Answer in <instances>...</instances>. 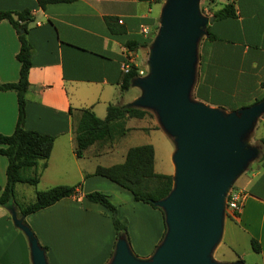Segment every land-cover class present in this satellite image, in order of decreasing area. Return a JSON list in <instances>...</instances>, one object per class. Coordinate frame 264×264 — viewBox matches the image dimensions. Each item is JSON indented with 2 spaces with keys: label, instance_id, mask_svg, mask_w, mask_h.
I'll use <instances>...</instances> for the list:
<instances>
[{
  "label": "crops",
  "instance_id": "crops-1",
  "mask_svg": "<svg viewBox=\"0 0 264 264\" xmlns=\"http://www.w3.org/2000/svg\"><path fill=\"white\" fill-rule=\"evenodd\" d=\"M159 5L158 0H72L41 9L36 0H0V12L29 10L33 15L27 34L33 53L24 129L54 137L37 185L16 184L14 201L0 207V264H32L28 240L14 224L15 219L47 248V264H109L116 243L111 214L84 198L92 192L106 195L118 219L126 220L128 248L136 259L148 260L161 243L166 227L160 211L94 176L97 166H113L103 164L102 159L109 161L114 153H120L124 161L129 148H124L122 139L136 138L151 127H128L134 118L126 119L124 135L94 143L81 158L75 155L74 135L79 111L89 110L98 118L97 110L100 115L106 113L109 106H116L112 104L115 95L125 93L120 91L125 74L122 66L128 61L139 70L138 57L133 55L141 49L129 52L124 44L144 38L153 42L154 31L160 26ZM226 6L231 7L233 16L216 19L215 13ZM204 12L205 18L213 20L204 28L196 48L190 100L225 114L264 101V0H204ZM118 29L121 34H114ZM18 51L16 32L7 21H0L1 84L18 81ZM142 79L137 77L130 86L140 93L128 105L118 106H134L143 95L136 83ZM16 120L15 93L0 91V135L12 134ZM154 129H161L173 141L157 115ZM255 133L259 148L233 184L243 197V206L238 216L225 211L222 221L216 246L219 263L264 264V116L255 120ZM6 165L5 157L0 156L1 189L6 183ZM155 168L154 153V172L161 174ZM57 186L75 187L76 193L26 217L18 215L16 206L34 202L36 191ZM252 240L260 247L258 253L251 248Z\"/></svg>",
  "mask_w": 264,
  "mask_h": 264
},
{
  "label": "water",
  "instance_id": "water-1",
  "mask_svg": "<svg viewBox=\"0 0 264 264\" xmlns=\"http://www.w3.org/2000/svg\"><path fill=\"white\" fill-rule=\"evenodd\" d=\"M198 2L168 0L149 56V76L136 82L143 95L133 107L154 110L175 145L173 188L155 203L164 213L165 236L145 261L118 239L109 264H226L212 261L209 253L220 238L230 183L254 156L241 147L238 135L264 111V101L225 114L190 100L196 41L213 20L198 16ZM14 224L28 240L32 264H47L28 227L21 220Z\"/></svg>",
  "mask_w": 264,
  "mask_h": 264
},
{
  "label": "trees",
  "instance_id": "trees-1",
  "mask_svg": "<svg viewBox=\"0 0 264 264\" xmlns=\"http://www.w3.org/2000/svg\"><path fill=\"white\" fill-rule=\"evenodd\" d=\"M36 1L38 6L44 9L48 4L71 2L72 0ZM230 8V6L224 7L221 11L215 13L214 17L216 19L232 17L233 13ZM0 21H7L11 25L19 42V51L15 57L19 64L18 81L16 83H0V91L14 92L17 103V120L14 131L7 136L0 135V156L5 157L7 162L5 169L6 183L3 189L0 188V207H3L14 201L16 184H28L32 187L37 185L40 171L46 167L45 162L52 151L54 137L24 129L25 94L29 86L28 72L31 67L33 53L27 34L28 25L33 21V15L29 10L0 12ZM107 26L112 32L111 26L109 24ZM114 34L119 35L121 31L119 29L115 30ZM151 42L152 40L149 38L138 39L125 43L124 47L127 51L134 52L148 48ZM138 71V68L131 65L130 70L122 77L121 92L130 89L132 82L138 77ZM147 115H149L148 112L144 110L118 105L109 106L104 119L97 118L89 110L79 111V117L74 124L76 157L81 158L83 152L94 143L113 141L115 138L124 135L127 132L125 129L126 119H142ZM40 161L44 163L39 164ZM94 176L102 177L130 192L134 201L160 211L164 217L163 211L156 207L155 203L166 198L171 192L173 177L154 172V150L151 145L129 148L122 163L110 167L97 166L94 170ZM75 193V187L67 186L36 191L34 202L25 206H16V210L20 217H26L48 208L62 199L73 197ZM84 198L88 202L101 205L110 212L116 241L122 238L129 245L127 222L118 219L116 208L109 202L107 196L100 192H92L86 194ZM235 216H238V214ZM22 224L26 226L24 223ZM165 233L166 228L164 236ZM39 247L44 252L47 251L46 247L40 245ZM251 248L256 253L260 251L258 243L254 240L251 241Z\"/></svg>",
  "mask_w": 264,
  "mask_h": 264
},
{
  "label": "rangeland",
  "instance_id": "rangeland-1",
  "mask_svg": "<svg viewBox=\"0 0 264 264\" xmlns=\"http://www.w3.org/2000/svg\"><path fill=\"white\" fill-rule=\"evenodd\" d=\"M167 2L168 0H158V3L160 4L159 7H162L163 9L164 6L167 4ZM198 16L200 18L206 17L205 12H204V0H199L198 2ZM159 28L160 26L157 27L156 31H154V36H155L154 40L156 39L159 33ZM200 29H203V28L201 27ZM154 40L148 48L141 49L139 52H137L136 55H133L134 58L138 57L137 63L140 64L139 70L142 72V75L138 74V77L140 78H146L149 76L147 64H148L149 56L151 54V49L153 47ZM199 40H200V36H198L197 38L196 45H198ZM139 93H140V90L137 87H131L127 92H125L122 95L116 94L114 99L112 100V104L128 105V102L134 96L138 95ZM139 109H142V108H139ZM145 110H147L149 114V116L146 117L147 120L145 119V120L140 121V120L132 119L129 121L128 127H134L135 125H142V126L151 127V130L148 132L142 131L136 136V138H134L135 136L132 137L133 139L130 136L122 139V143L125 146L124 148L127 150L128 148H131L133 146L135 147V146H140V145H151L155 153V164H156L155 170L158 173L171 174L172 177H174V174H175L174 166H172V156L175 150L174 142L161 129H154V121L156 120V114L154 110L149 109V108H145ZM96 114L98 118L103 119L106 113L105 111H103V114L100 115L97 110ZM262 116H264V111L257 117V119H259ZM238 139H239V143L241 147L250 149L252 151L259 148V142L256 138V133H255V122H253L251 126L247 128L245 131L239 133ZM122 161L123 159L121 158V154L114 153L109 161L107 158L106 160L102 159L101 162L108 166V165L119 164ZM249 162L243 163L241 170H240L241 172L239 171L238 174H236L233 177V180L230 183V187L234 188V185H233L234 182L240 176V174L248 167ZM15 200L18 203L20 199L17 196ZM224 217H225V211L223 214V219ZM216 246L217 244H215V246L211 248V251L209 253L210 259L214 262H217V260L221 259L220 255L216 256ZM114 252H115V247H114Z\"/></svg>",
  "mask_w": 264,
  "mask_h": 264
},
{
  "label": "built area",
  "instance_id": "built-area-1",
  "mask_svg": "<svg viewBox=\"0 0 264 264\" xmlns=\"http://www.w3.org/2000/svg\"><path fill=\"white\" fill-rule=\"evenodd\" d=\"M131 62H126L122 66V71L124 73H127L130 70ZM139 74L142 75V72L139 71ZM243 206V197L236 191H234L233 188H231L226 196L225 200V211L230 214L231 216H235L239 214L241 208Z\"/></svg>",
  "mask_w": 264,
  "mask_h": 264
}]
</instances>
